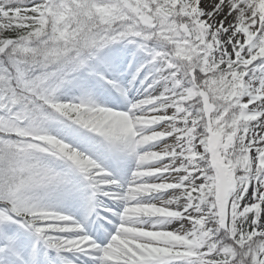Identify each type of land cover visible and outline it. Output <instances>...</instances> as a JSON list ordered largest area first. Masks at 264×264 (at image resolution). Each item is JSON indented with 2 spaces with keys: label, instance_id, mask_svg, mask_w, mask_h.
Returning a JSON list of instances; mask_svg holds the SVG:
<instances>
[{
  "label": "snow or ice",
  "instance_id": "6c2138e0",
  "mask_svg": "<svg viewBox=\"0 0 264 264\" xmlns=\"http://www.w3.org/2000/svg\"><path fill=\"white\" fill-rule=\"evenodd\" d=\"M0 264H264V0H0Z\"/></svg>",
  "mask_w": 264,
  "mask_h": 264
}]
</instances>
